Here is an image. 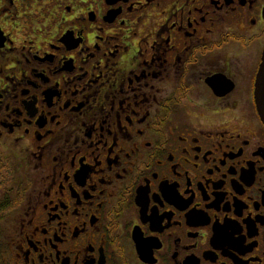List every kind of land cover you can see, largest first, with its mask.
<instances>
[{
	"label": "flooded vegetation",
	"instance_id": "af4514ba",
	"mask_svg": "<svg viewBox=\"0 0 264 264\" xmlns=\"http://www.w3.org/2000/svg\"><path fill=\"white\" fill-rule=\"evenodd\" d=\"M264 0H0V264H264Z\"/></svg>",
	"mask_w": 264,
	"mask_h": 264
},
{
	"label": "water",
	"instance_id": "95a60500",
	"mask_svg": "<svg viewBox=\"0 0 264 264\" xmlns=\"http://www.w3.org/2000/svg\"><path fill=\"white\" fill-rule=\"evenodd\" d=\"M256 103L260 116L264 122V53L256 81Z\"/></svg>",
	"mask_w": 264,
	"mask_h": 264
}]
</instances>
